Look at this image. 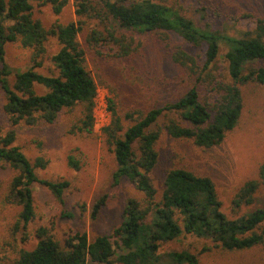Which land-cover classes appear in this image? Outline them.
I'll return each mask as SVG.
<instances>
[{
    "label": "trees",
    "instance_id": "trees-1",
    "mask_svg": "<svg viewBox=\"0 0 264 264\" xmlns=\"http://www.w3.org/2000/svg\"><path fill=\"white\" fill-rule=\"evenodd\" d=\"M42 1L49 2L55 14L65 4V0H0L3 111L11 126H33L39 122L50 124L62 110L79 106L81 117L73 129L90 133L97 84L86 69L85 52L77 39L83 24H54L45 29L32 16V3ZM76 14L107 21L103 30H92L86 37L88 45L100 56L114 51L109 47L116 48L115 56L129 54L131 40L121 31L162 32L179 36L191 47L204 46V62L199 65L195 56L176 48L172 60L194 78V84L176 101L137 117L126 130L113 101L108 99L111 120L101 131L117 165L112 178L114 182L127 179L143 194L142 200H126L121 222L111 235L89 241L85 233L77 232L58 241L41 226L36 230L35 246L20 249L12 264H198L197 255L188 251L162 250L164 244L178 240L182 234L206 239L229 251L263 244L264 207H250L259 195L264 199V163L259 166L257 179L244 182L233 195L232 219L221 211L215 185L208 176L186 168L171 169L165 175L161 196L156 199L150 173L157 164L155 145L161 132L210 149L236 126L242 109L240 87L249 82L264 87V21L257 19L254 31L234 37L200 28L173 7L151 0H80ZM50 37L57 39L60 48L51 56V74L43 75L38 69L43 66L45 43ZM16 42L31 49V61L27 69L15 72L10 83L12 70L5 61V45ZM221 45L226 47L221 56L225 63L222 67L218 63ZM168 114L173 116L160 124V119ZM126 118L133 117L127 114ZM14 140L13 128L0 137V167L3 163L15 172L5 200L21 207L19 221L26 225L34 216L33 186L45 187L63 204L69 182L39 179L35 170L43 169L47 162L38 157L31 163L13 144ZM68 165L79 168L71 156ZM103 205L104 198L93 204L92 219ZM63 215L70 217L71 213ZM111 236L115 238L113 243Z\"/></svg>",
    "mask_w": 264,
    "mask_h": 264
},
{
    "label": "rangeland",
    "instance_id": "rangeland-1",
    "mask_svg": "<svg viewBox=\"0 0 264 264\" xmlns=\"http://www.w3.org/2000/svg\"><path fill=\"white\" fill-rule=\"evenodd\" d=\"M80 0H65L59 14L53 12L49 2H33L32 16L45 29L54 24L67 25L82 22L77 39L85 52L86 69L97 84L100 95L113 101L116 114L121 119L123 130L134 124L152 108H159L179 99L194 84V78L172 60L176 48L185 50L204 62V46L191 47L175 34L162 32L136 33L121 31L131 40V51L125 57L106 51L105 56L86 42L92 30H103L107 21L81 17L76 14ZM173 7L182 16L192 20L200 28H208L228 36L239 37L254 31L257 19L264 21V0H151ZM44 63L38 72L50 75L53 65L51 56L60 48L57 39L50 37L45 43ZM226 52L220 46L218 63H225L221 56ZM5 61L12 74L29 67L31 49L19 43L5 45ZM202 89V88H201ZM242 109L236 126L227 132L223 140L210 149L199 148L191 140L175 139L161 132L155 148L158 160L150 173L156 189V199L161 196L167 171L186 168L213 181L221 202V211L230 219V201L244 182L257 179L259 166L264 163V87L249 82L240 87ZM203 95V94H201ZM5 96L0 90V137L15 129L17 146L33 163L41 157L47 163L35 173L39 179L69 182L60 204L45 187L33 186V218L23 225L19 221L21 207L5 200L9 184L15 172L1 164L0 167V264H12L20 249L35 246L36 230L45 227L58 241L75 233H85L89 241L100 235H111L121 222V214L128 198L143 199V194L127 179L114 182L112 175L116 162L112 148L108 147L100 129L93 126L90 133L78 132L73 125L81 117L79 106L62 110L50 124L39 122L30 126L20 123L11 126L3 111ZM132 115V120L126 118ZM168 114L160 119L163 124ZM71 156L79 168L68 165ZM104 198V205L95 218H91L93 204ZM264 207L259 195L250 210ZM70 212L71 216L63 214ZM264 228V222L261 225ZM111 242L115 238L111 236ZM162 250H185L197 255L198 264H264V242L243 250H226L210 241L193 235L182 234L178 240L164 244Z\"/></svg>",
    "mask_w": 264,
    "mask_h": 264
},
{
    "label": "built area",
    "instance_id": "built-area-1",
    "mask_svg": "<svg viewBox=\"0 0 264 264\" xmlns=\"http://www.w3.org/2000/svg\"><path fill=\"white\" fill-rule=\"evenodd\" d=\"M93 123L97 129H102L109 125L111 120V113L108 109V100L104 95H100L99 91H96L93 107Z\"/></svg>",
    "mask_w": 264,
    "mask_h": 264
}]
</instances>
